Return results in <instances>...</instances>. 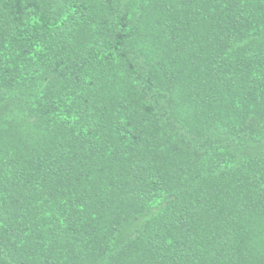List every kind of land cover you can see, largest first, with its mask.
I'll use <instances>...</instances> for the list:
<instances>
[{
    "label": "trees",
    "instance_id": "trees-1",
    "mask_svg": "<svg viewBox=\"0 0 264 264\" xmlns=\"http://www.w3.org/2000/svg\"><path fill=\"white\" fill-rule=\"evenodd\" d=\"M0 264H264V0H0Z\"/></svg>",
    "mask_w": 264,
    "mask_h": 264
}]
</instances>
